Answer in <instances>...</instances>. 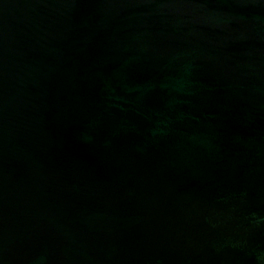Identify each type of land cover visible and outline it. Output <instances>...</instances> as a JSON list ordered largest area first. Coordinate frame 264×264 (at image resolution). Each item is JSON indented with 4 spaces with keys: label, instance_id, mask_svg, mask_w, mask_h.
Instances as JSON below:
<instances>
[{
    "label": "water",
    "instance_id": "obj_1",
    "mask_svg": "<svg viewBox=\"0 0 264 264\" xmlns=\"http://www.w3.org/2000/svg\"><path fill=\"white\" fill-rule=\"evenodd\" d=\"M0 264H264V0H0Z\"/></svg>",
    "mask_w": 264,
    "mask_h": 264
}]
</instances>
